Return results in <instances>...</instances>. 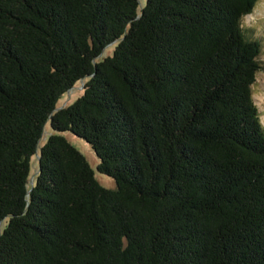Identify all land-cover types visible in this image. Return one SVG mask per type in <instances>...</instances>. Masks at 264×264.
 I'll return each instance as SVG.
<instances>
[{
	"label": "trees",
	"instance_id": "trees-1",
	"mask_svg": "<svg viewBox=\"0 0 264 264\" xmlns=\"http://www.w3.org/2000/svg\"><path fill=\"white\" fill-rule=\"evenodd\" d=\"M257 1L0 0V264H264Z\"/></svg>",
	"mask_w": 264,
	"mask_h": 264
},
{
	"label": "rangeland",
	"instance_id": "rangeland-1",
	"mask_svg": "<svg viewBox=\"0 0 264 264\" xmlns=\"http://www.w3.org/2000/svg\"><path fill=\"white\" fill-rule=\"evenodd\" d=\"M242 24L243 27L245 28V30H247V33L253 38L255 37L256 39L259 38L261 39V43H262V52L261 55H259V59L262 65L261 71L258 72L257 77H256V81L253 82V95L255 102L257 104V106L259 107V110L261 112V117L263 120V124H264V0H259L257 1V4L254 7V10L252 13L250 14H246L242 17ZM115 43L107 46L102 53V56H105L106 54H111L112 49H114ZM84 87V81H78L73 88H70L68 90V92L64 93L63 96L61 97V99L57 102V106L58 108L63 107L64 105H67L71 102H73L74 100L77 99L78 96H80L83 91L82 88ZM49 128L50 125H47L44 130V135L43 138L41 139V141L39 142L40 146L43 145V142L46 140V137L49 133ZM69 135V139L72 141V143L74 145L77 146V148L83 152L86 156V158H88L90 160L91 165L96 169L98 163H99V159L96 157L97 155L95 154L94 150L92 149L91 145L85 143L84 140H82L81 138H78V136H74L72 134H68ZM36 167H38V158L37 156L34 154L33 156V161H32V173H31V177H30V181H32L34 179V176L36 174ZM97 178L103 182V185L106 187H113L116 182L114 179L103 175V173H96Z\"/></svg>",
	"mask_w": 264,
	"mask_h": 264
}]
</instances>
